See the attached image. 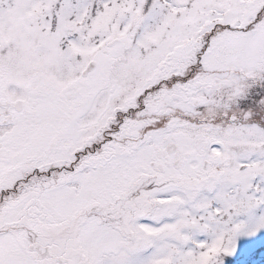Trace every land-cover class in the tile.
Instances as JSON below:
<instances>
[{"label": "snow or ice", "instance_id": "snow-or-ice-1", "mask_svg": "<svg viewBox=\"0 0 264 264\" xmlns=\"http://www.w3.org/2000/svg\"><path fill=\"white\" fill-rule=\"evenodd\" d=\"M0 264H264V0H0Z\"/></svg>", "mask_w": 264, "mask_h": 264}]
</instances>
